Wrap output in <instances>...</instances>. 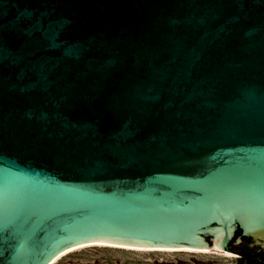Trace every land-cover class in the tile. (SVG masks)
<instances>
[{
	"label": "water",
	"instance_id": "95a60500",
	"mask_svg": "<svg viewBox=\"0 0 264 264\" xmlns=\"http://www.w3.org/2000/svg\"><path fill=\"white\" fill-rule=\"evenodd\" d=\"M87 244L264 250V0H0V264Z\"/></svg>",
	"mask_w": 264,
	"mask_h": 264
},
{
	"label": "rangeland",
	"instance_id": "374dc122",
	"mask_svg": "<svg viewBox=\"0 0 264 264\" xmlns=\"http://www.w3.org/2000/svg\"><path fill=\"white\" fill-rule=\"evenodd\" d=\"M235 258L204 253L88 247L62 256L55 264H234Z\"/></svg>",
	"mask_w": 264,
	"mask_h": 264
},
{
	"label": "bare ground",
	"instance_id": "6f19581e",
	"mask_svg": "<svg viewBox=\"0 0 264 264\" xmlns=\"http://www.w3.org/2000/svg\"><path fill=\"white\" fill-rule=\"evenodd\" d=\"M88 247H110V248H118V249H123V250H132V251H143V252H151V251H156V252H189V253H204V254H211V253H206V252H200V251H194L190 249H185V250H161V249H150V248H137V247H123V246H115V245H108V244H87V245H80L76 246L74 248H71L69 250L64 251L61 253L52 264H55L62 256L84 248ZM222 257H227V258H233L234 256L232 254H214Z\"/></svg>",
	"mask_w": 264,
	"mask_h": 264
},
{
	"label": "trees",
	"instance_id": "16d2710c",
	"mask_svg": "<svg viewBox=\"0 0 264 264\" xmlns=\"http://www.w3.org/2000/svg\"><path fill=\"white\" fill-rule=\"evenodd\" d=\"M231 250L241 255L234 264H264V250L246 245L233 246Z\"/></svg>",
	"mask_w": 264,
	"mask_h": 264
}]
</instances>
